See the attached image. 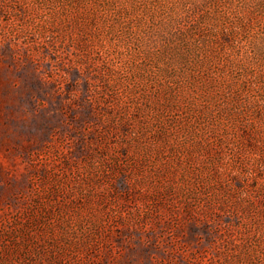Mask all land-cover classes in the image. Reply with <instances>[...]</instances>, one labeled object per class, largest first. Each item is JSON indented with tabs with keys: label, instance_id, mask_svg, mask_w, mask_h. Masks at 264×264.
Returning <instances> with one entry per match:
<instances>
[{
	"label": "rangeland",
	"instance_id": "374dc122",
	"mask_svg": "<svg viewBox=\"0 0 264 264\" xmlns=\"http://www.w3.org/2000/svg\"><path fill=\"white\" fill-rule=\"evenodd\" d=\"M0 264H264V0H0Z\"/></svg>",
	"mask_w": 264,
	"mask_h": 264
}]
</instances>
